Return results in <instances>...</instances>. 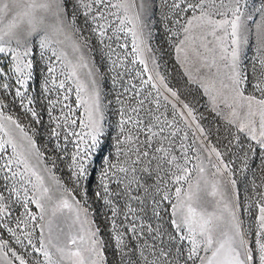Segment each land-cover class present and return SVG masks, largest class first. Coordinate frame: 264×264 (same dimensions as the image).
<instances>
[{
    "label": "snow or ice",
    "instance_id": "1",
    "mask_svg": "<svg viewBox=\"0 0 264 264\" xmlns=\"http://www.w3.org/2000/svg\"><path fill=\"white\" fill-rule=\"evenodd\" d=\"M162 3L0 0V264H264V0ZM161 25L171 51L157 56ZM40 99L51 153L5 115L41 125Z\"/></svg>",
    "mask_w": 264,
    "mask_h": 264
},
{
    "label": "rangeland",
    "instance_id": "2",
    "mask_svg": "<svg viewBox=\"0 0 264 264\" xmlns=\"http://www.w3.org/2000/svg\"><path fill=\"white\" fill-rule=\"evenodd\" d=\"M259 2L260 0H249V4L252 5H256L257 7L259 6ZM164 11H166V9L163 7V3L161 0V13H158V15H161ZM168 37L165 35V31H164V26L161 25L159 32L156 34L155 38L150 42L151 47L153 49V52L159 56L162 55L164 52H170L171 49L168 45L165 44V40H167ZM127 41L129 43V48L127 49V51H131V37H127ZM157 49H159V51L157 52ZM93 55L96 58V62L100 63L101 61V57L103 55V50L101 49V47L99 45L96 44L95 41H93ZM115 57H113L114 59ZM132 57H129V59H131ZM252 59H253V51L249 50L247 53V60L245 61V63L250 67L251 63H252ZM110 63V61H108L107 59L104 60V65L105 67L102 68V71L104 72V79L102 81V90L104 92H106L108 94L107 96V100H108V112H107V116H108V120L109 123L112 124L113 126L116 124L117 121V117L115 115L117 108H118V104L116 102V97L119 94V90H120V85L119 83H117L115 86H113L112 84V80L111 77L115 76V72H111L109 73L107 71V64ZM125 66L128 70L130 71H135L141 68V65H139V63L132 65L129 64L127 61L124 62ZM164 64L169 66V71H171V65L173 64V59L169 56V57H165V60L163 61ZM149 69H151V61L149 60ZM119 71H121V74H123L124 69H118ZM129 77L125 76L124 79L127 80ZM250 90V89H249ZM37 92H39V89L37 88ZM72 99L74 100V95L72 96ZM7 103V102H5ZM204 101L201 100V104H203ZM44 105H45V101L43 99H40L39 102L35 105V108L38 112H40L43 115L44 121L45 123L41 124V125H36L34 123H32V121L29 119V117L24 116L23 110L15 105L10 106V109H6L5 110V115H12L13 119H18V122L21 123L22 126H25V131H28L27 125H31V128L33 129V131L36 133V135L34 136V139L36 140L37 144L41 147V150L44 151L45 148L48 149L49 153L52 152V148L53 145L52 143L49 141L48 138V125H47V120H48V116L47 113L43 111L44 109ZM201 111H203V109L201 108ZM57 112H54L53 115H57ZM207 115V113H206ZM29 135H32V132H29ZM112 140H115V131H113L112 133ZM225 159H228V156H225ZM59 163V162H58ZM97 167H99V165H97ZM253 172L256 173V175H253ZM58 176H61L62 178H64L66 180L67 178V171L64 167L63 164L59 165V171H57L56 173ZM261 173L258 169V167L256 166L255 163L251 164V167L249 170L246 171H237L236 175H235V179L237 180V188L240 191L241 194V198L242 199H246L248 196L252 195V181L255 180L256 183H259V177H260ZM99 178V173H96V179L98 180ZM97 186L96 182H94L91 185V188H95ZM89 212L93 213V218L97 220V222L99 223L100 220V215L102 212L106 211V209H104L100 203V201H98L95 197L92 196L91 194V189L89 190ZM245 222H247V212L245 211L243 213V217H242Z\"/></svg>",
    "mask_w": 264,
    "mask_h": 264
}]
</instances>
